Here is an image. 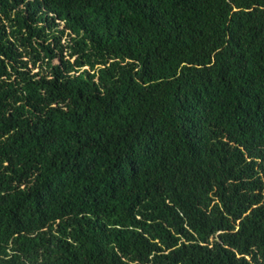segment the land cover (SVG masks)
<instances>
[{
	"label": "trees",
	"instance_id": "1",
	"mask_svg": "<svg viewBox=\"0 0 264 264\" xmlns=\"http://www.w3.org/2000/svg\"><path fill=\"white\" fill-rule=\"evenodd\" d=\"M0 264H264V0H0Z\"/></svg>",
	"mask_w": 264,
	"mask_h": 264
},
{
	"label": "rangeland",
	"instance_id": "2",
	"mask_svg": "<svg viewBox=\"0 0 264 264\" xmlns=\"http://www.w3.org/2000/svg\"><path fill=\"white\" fill-rule=\"evenodd\" d=\"M55 61H58V59H55ZM37 70V69H36Z\"/></svg>",
	"mask_w": 264,
	"mask_h": 264
}]
</instances>
